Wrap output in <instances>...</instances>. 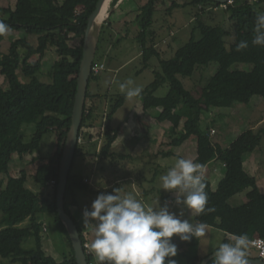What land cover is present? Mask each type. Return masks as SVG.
<instances>
[{"label": "trees", "instance_id": "1", "mask_svg": "<svg viewBox=\"0 0 264 264\" xmlns=\"http://www.w3.org/2000/svg\"><path fill=\"white\" fill-rule=\"evenodd\" d=\"M15 1L14 7L4 9L5 15L0 21L8 25L9 30L38 35V42L33 44L29 37L13 39L9 51L0 52V174L5 175L0 188V210L5 215L0 220V257L15 264H77L72 239L58 213L57 188L63 146L72 123L85 29L99 0ZM118 2L119 0H112V5L115 6ZM166 4V0H147L137 8L136 21L139 29L136 40L141 46L145 65L147 67L153 57H158L161 71H156L155 80L135 98L143 101L145 109L162 108L158 119L170 120L173 130L177 131L171 146H178L196 135L198 156L194 162L202 164L203 168L214 158L226 164V174L216 190L212 188L211 181L204 178L205 191L209 197L206 207H212L215 211L196 216V223L204 222L230 236L246 234L249 240L257 236L264 237V192L257 177L244 167L245 155L254 152L262 144L264 126L258 128L236 151L216 142L210 127H201L203 115L211 107L231 106L239 91L247 90L264 98V47L251 43L255 35L256 15L264 13V0H234L224 3L215 0L180 3L173 0L168 8ZM188 4L195 9V31L175 56L165 58L156 42L160 32L155 24L156 11L165 6V15L168 16L173 9ZM213 10L223 14L221 22H217V19V23L212 24L205 19L208 14L214 18ZM110 19L103 24L98 51L105 40L104 34L112 28ZM196 30L201 33L199 39L195 36ZM5 37L6 34L0 35V43ZM228 37H232L235 46L240 41L248 42L246 49L236 51V61L251 64L250 70L234 68L235 60L228 46ZM76 38L81 39L80 44L72 45L70 41ZM51 46H55L61 59L51 69V82H45L39 77V73ZM98 61L95 60L94 64ZM214 62L218 63V69L214 75L210 74L212 76L205 86L200 87L201 90L193 83V89L185 85L182 77L193 78L197 71L210 68ZM223 72L227 74V81L218 77ZM98 75L92 72L82 128L92 124L91 120L96 117L98 102L94 100L90 87ZM1 76L4 77L3 82ZM167 83L168 92L163 96L159 95L158 90ZM90 99L93 102L88 107ZM127 99L124 93L118 94L105 117L110 120ZM182 121L184 129L178 133ZM29 123L35 124V132L32 139L26 141L23 126ZM119 130V127H113L109 123L105 125L104 142L100 151L102 156L111 154L112 144ZM51 132L58 137L55 153L50 157L36 155L32 159L33 163H38L34 174L35 182L42 189L38 191L28 185V170L23 169L19 176H13L10 165L14 154H18L21 159L27 157V154L34 155L40 149L44 136ZM80 151L78 146L76 157ZM73 167L74 164L67 185L65 206L82 232L71 206L77 204L75 191L88 188V183L73 173ZM52 180H55L53 194L46 195L44 190L52 185ZM246 189H249L247 201L238 206L232 205L230 199ZM70 195L74 197L72 202L68 201ZM42 213L54 215L56 226L70 249L62 261L49 255L44 248L45 232L43 223L39 220V214ZM26 219H29V225L20 226ZM30 236L36 238V248L28 249L23 246L24 240ZM82 239L84 242L85 239ZM200 240L201 238H193L191 242H186L190 248L187 251L189 264H198L201 260L198 255L192 256L193 248L199 246ZM250 248L249 245L248 249ZM88 260L90 264L93 262V256L89 253Z\"/></svg>", "mask_w": 264, "mask_h": 264}, {"label": "crops", "instance_id": "2", "mask_svg": "<svg viewBox=\"0 0 264 264\" xmlns=\"http://www.w3.org/2000/svg\"><path fill=\"white\" fill-rule=\"evenodd\" d=\"M146 1L147 0H140L139 2L138 0H119V2L115 5L109 18H112L114 14H121V16L118 18L119 22H113L111 24L112 28L107 30L105 33V40L101 45L103 55H108L111 48L114 47L115 44L118 45L121 43L124 39L133 41L136 40V35L139 29V25L136 21V16L138 14L137 8L139 4H144ZM11 3L15 6L16 1H11ZM123 22H125V25ZM140 55H142V49H140ZM98 62L106 65V63L102 60V57ZM109 69L113 72L116 70V68ZM105 76L107 82H110V80L112 81L110 82L109 87L103 85L101 75H98V78L91 83L90 87V90L94 95V100L98 102V112L96 111V117L91 120L90 123L92 124H87L82 128L84 141L79 144L81 151L78 154V156L83 159L84 168L81 171L82 174L75 172V165L78 156L75 159L73 167V173L78 177L85 179L88 183V188H80L75 191L77 204L75 206H71V210L75 219L81 226L82 231L87 232V241L90 244L94 239L93 225L83 224L82 213L85 208H91L92 202L101 192L111 193L114 188H120L122 195L131 193L143 204L153 208H158L159 203L162 206L165 201L174 200L173 193L161 189L160 177L163 174H166L167 170L175 165L178 158L192 159L195 161L198 156V139L196 135H192L188 140L178 146H171V142L177 135V131L173 130V123L170 120L162 121L158 119V114L162 111V108H158L156 110L145 109L143 101L139 98L134 97L127 99L125 103L116 110L111 119H107L105 116H107V113L110 111V104L111 102L113 103V99L116 96H113L114 93L110 92L113 85L111 75L106 74ZM118 94L122 93H117L116 95ZM132 99L133 101H130ZM123 108L125 110H123ZM259 108L264 109V104ZM121 110L124 112L122 116L119 115ZM107 123L113 127H119L120 130L116 140L112 144L111 154L108 156H102L100 151L104 142L103 131ZM259 127L261 126L255 124L244 131L239 130V132L232 135L231 142H228L229 138L223 137L225 144L222 145L236 151L244 141H247L253 136L252 131L255 132ZM183 129L184 121H182L181 126L178 128V133L183 131ZM98 132L100 133L98 134ZM241 133H244L242 137H240ZM216 142H218V140ZM170 152H173V154H169ZM249 154L245 155L244 167L251 175L257 177L258 184L263 191L260 182L261 173L259 172L257 165L255 166L253 164L252 166L251 163V160L255 155L250 156ZM28 156L29 155L27 154V157ZM34 156L36 155L34 154ZM27 157L20 159L27 160ZM14 159L15 154L13 155V161ZM146 165H149V169ZM248 165L251 169L248 168ZM11 166L12 165H10V171ZM37 168L38 166L33 173L28 171L29 179H34V174L36 173ZM146 169L147 171H145ZM262 171L264 172V170ZM203 173L204 178L209 179L212 183V188L216 190L220 181L226 174V164L214 158L203 168ZM12 175L19 176L20 173H12ZM215 181H217V185L215 184ZM44 192L46 195L53 194V185L45 189ZM79 194H82L81 201L78 200ZM73 198L74 197L70 195L68 197V201L72 202ZM171 210L177 211L174 204L171 205ZM49 218L54 220V225L58 229L55 223V218ZM184 218L189 219L190 222L196 223V216L193 215L190 217L187 211H185ZM39 220L44 224V230L48 232L49 230L47 227L49 220L46 217L41 218L40 214ZM23 223L24 221L19 225L23 226ZM231 237L232 236L227 235L224 231L218 228L208 226L206 237H201L199 246L197 248H193V255H191L193 257L198 255L201 258V260L198 261V264H202L205 259L213 256L214 247ZM47 238H49L48 235L44 238L45 250H47ZM172 239L173 242L178 245V254L173 259H176L178 264H189L190 259L187 251L190 248L186 242L180 241L176 236ZM69 250L70 249L68 248L67 252ZM89 254H91L90 251ZM212 258L207 262V264L210 263ZM91 264H97L94 256Z\"/></svg>", "mask_w": 264, "mask_h": 264}, {"label": "rangeland", "instance_id": "3", "mask_svg": "<svg viewBox=\"0 0 264 264\" xmlns=\"http://www.w3.org/2000/svg\"><path fill=\"white\" fill-rule=\"evenodd\" d=\"M11 1L14 0H0V18L4 17L5 8L14 6V4L11 3ZM139 1L140 0H138V2ZM171 1L172 0H166L167 8L170 7ZM189 1L192 0H179V2L181 3H185ZM114 7L115 6L112 5L111 3V6L107 13L109 14L110 10H112ZM164 7L165 6L160 7L155 14V20L157 19L155 24L157 28L160 29L159 36L157 37L156 42H158V46L161 54H163L165 58H170L175 56L177 50L183 47L191 39L192 33H194L195 31V25H196L192 16L195 9L193 5L188 4L187 6H182L173 9L172 13L167 16L165 15ZM212 14L214 15V18H211V14H208L205 16V19L207 18V20L209 22L211 21L212 24L221 22V15L223 14H221L220 12L216 13L214 10L212 11ZM120 16L121 14L118 15L114 14V16H112L110 20L112 21V23L113 22L117 23L119 22L118 18ZM124 23L125 22H123V24ZM195 36L197 39L201 37V33L199 30H196ZM21 37H29V40L33 44H37L38 42V35L36 34H27L25 31L9 30L6 33L5 39L2 41V43H0V52L9 51L11 41L13 39H17ZM80 41H81L80 38H76L71 40L70 43L72 45H78L80 44ZM227 41H228V46L232 51V56L235 60L234 68L250 70L252 68L251 64L243 63L241 61H236L237 58L236 48H235L236 46L232 43L233 42L232 37H228ZM140 49L141 48L136 40L133 41L127 39H124L118 45L115 44L114 47H112L111 50L109 51L108 55L106 54L103 55L102 49L101 48L99 49L98 54L96 56V60H99L102 57V60L106 63V69L102 70L99 75H101L102 83L106 87H109L110 86L109 84L112 81L110 80V82H107L105 75L106 74L111 75L113 79V85L110 92L114 93L113 96H117L116 95L117 93H122L119 85L121 83H125L128 80H131L133 82V84L130 85V87H139L141 89H144L146 86H148L150 83H152L155 80L156 71H161V66L159 63L160 60L158 57H153L149 61L148 66L146 67L145 61L142 55H140ZM36 57L38 58V56ZM60 59L61 57L57 53L55 46L49 47L47 54L44 58L45 63L42 67V71L39 73V77L45 82H51V78H50L51 69L56 63L60 61ZM108 67L113 69L116 68V70L113 72ZM217 69H218V63L214 62L211 64L210 68L207 67L201 70L200 72L197 71L193 76V78L182 77V80L189 89H193L192 86L194 84V86L198 90H201L200 87H203L207 84L209 78L216 73ZM210 74L212 75L210 76ZM218 77L223 81H227V74L225 72L219 74ZM1 81L2 82L4 81L3 76H1ZM168 88H169V84L167 83V85L161 87L158 90V93L163 96L168 92ZM130 101H133V99ZM234 101L235 102L231 106L211 107L210 111L206 112L203 115V119L201 121V127L204 129L210 127V132L214 136V139L216 141L218 140V142L221 144H225L223 137L229 138L228 142H231L232 135L234 133L239 132V130L244 131L246 129H249L252 125L255 124L261 127L264 126V109L259 108L261 105L264 104V98L262 96L253 95L249 91L243 90L235 94ZM92 102H93L92 99H90L88 101L87 106L90 107L92 105ZM123 110L125 109L123 108ZM123 113L124 112H122L121 110L119 112V115L122 116ZM23 129L25 132L26 141H30L35 132V124L34 123L24 124ZM99 133L100 132H98V134ZM254 134L255 132L252 131V135ZM243 135L244 133H241L240 137H242ZM57 142H58V137L56 133L51 132L46 134L44 136V139L42 140L40 149L37 150L34 154L50 157L54 153L57 147ZM28 155L29 156L27 157V160H21L18 154H15V159L11 164L12 165L11 166L12 172L10 171L11 175L12 173L19 174L23 169H26L31 173L35 171L36 167L38 166V163L32 162L34 155L31 154ZM249 155L250 156L255 155L252 158L251 163L252 166L253 164L255 166L257 165V168L261 173L260 182L264 191V172L262 171L264 170V139L260 147L256 149L253 153H250ZM146 167L149 169V165H146ZM83 168H84L83 159L82 157L78 156L75 165V172L81 173ZM248 168H250L249 165ZM145 171H147V169ZM223 174H224V170H223ZM4 179H5V175L0 174V188L2 187V182H3L2 180ZM215 184L217 185V181H215ZM28 185L35 190L38 191L42 190L41 187L35 182L33 178L29 179ZM248 191L249 189H246L242 193H239L235 197H232L230 203L234 206H238L240 204L245 203L247 201L246 195ZM81 199H82V194H79L78 200L81 201ZM87 203L89 204L88 201ZM4 217H5L4 213L0 210V220H3ZM40 217L41 218L46 217L49 220L47 227L49 231L46 232L44 230L45 232L44 235L49 236V238H47L46 252L49 255L54 256L58 261H62L65 257L68 247H67V243L63 238V234L61 233V230L59 228L57 229L54 225V220L49 218V217H54V215L51 213H42L40 214ZM27 224L29 225V220L24 221L23 226H28ZM43 229H44V224H43ZM23 246L25 248H36V238L33 236L26 238L23 242ZM249 256L253 258H257L258 257L257 250L254 248H250ZM10 263L11 262L8 259H4L0 257V264H10Z\"/></svg>", "mask_w": 264, "mask_h": 264}, {"label": "clouds", "instance_id": "4", "mask_svg": "<svg viewBox=\"0 0 264 264\" xmlns=\"http://www.w3.org/2000/svg\"><path fill=\"white\" fill-rule=\"evenodd\" d=\"M9 26L0 21V35L6 34ZM254 37L251 43L264 47V13H257ZM248 47L240 41L236 51ZM131 80L119 85L126 98L140 95L142 89L130 87ZM161 189L174 195L173 201H165L158 208L143 204L133 194H121L120 188L111 193L101 192L91 208L82 213L84 225H93L94 239L89 251L97 264H178L173 259L178 254L176 236L182 242L206 237L208 225L185 219L215 211L208 204L205 191L203 165L192 159L178 158L173 167L160 177ZM175 205L177 211L171 210ZM249 239L246 234L234 235L227 242L213 248L211 264H249ZM167 258V259H166Z\"/></svg>", "mask_w": 264, "mask_h": 264}, {"label": "water", "instance_id": "5", "mask_svg": "<svg viewBox=\"0 0 264 264\" xmlns=\"http://www.w3.org/2000/svg\"><path fill=\"white\" fill-rule=\"evenodd\" d=\"M215 1L224 3L233 2L234 0ZM105 2L106 0L98 1L95 10L89 17L88 25L85 29L83 56L78 73V85L72 114V123L63 146L62 158L60 161L59 169V183L57 188L58 213L72 239L77 264L90 263L88 260V253L83 244L80 228L78 227L76 221L70 216V214H68L65 206V199L70 172L72 170V166L74 164L77 149L79 146V136L81 133V128L84 119L90 79L92 76L94 62L97 56L98 45L103 24L112 14V10H110L108 17L105 20H101L100 14L102 12ZM211 258L205 259L202 264H207V262ZM247 259L249 261V264H264V261L259 259L258 257L253 258L248 256Z\"/></svg>", "mask_w": 264, "mask_h": 264}, {"label": "built area", "instance_id": "6", "mask_svg": "<svg viewBox=\"0 0 264 264\" xmlns=\"http://www.w3.org/2000/svg\"><path fill=\"white\" fill-rule=\"evenodd\" d=\"M105 68H106V65L104 63L97 62L96 64H94L92 72H94L96 74H100V72L102 70H104ZM83 141H84V136H83L82 128H81V133L79 136V144L83 143ZM54 183H55V180H52L51 184L53 185ZM81 237H83L85 239L83 244H84V247H85L87 253H89L90 243L87 241V232L82 231ZM249 242H250L249 243L250 247L257 250L258 258L264 261V237L257 236V237H254L253 239L249 240Z\"/></svg>", "mask_w": 264, "mask_h": 264}, {"label": "bare ground", "instance_id": "7", "mask_svg": "<svg viewBox=\"0 0 264 264\" xmlns=\"http://www.w3.org/2000/svg\"><path fill=\"white\" fill-rule=\"evenodd\" d=\"M111 3H112V0H106L105 4L103 6L102 12L100 14L101 20H105V18L108 16L107 12L109 11Z\"/></svg>", "mask_w": 264, "mask_h": 264}]
</instances>
